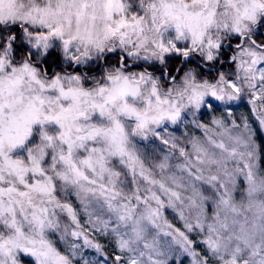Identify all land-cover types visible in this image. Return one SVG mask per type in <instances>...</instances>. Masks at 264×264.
<instances>
[{
	"label": "snow or ice",
	"instance_id": "6c2138e0",
	"mask_svg": "<svg viewBox=\"0 0 264 264\" xmlns=\"http://www.w3.org/2000/svg\"><path fill=\"white\" fill-rule=\"evenodd\" d=\"M245 98L264 0H0V264H264Z\"/></svg>",
	"mask_w": 264,
	"mask_h": 264
},
{
	"label": "rangeland",
	"instance_id": "374dc122",
	"mask_svg": "<svg viewBox=\"0 0 264 264\" xmlns=\"http://www.w3.org/2000/svg\"><path fill=\"white\" fill-rule=\"evenodd\" d=\"M225 106L221 105L217 109L216 112H208L205 111L202 116V123H209L213 119V117H221L223 115H226ZM231 112L232 115L230 117H227V119L235 120L237 124L242 125L243 118H248L249 127L252 131V138L256 147L257 151V158L260 164V167L262 170H264V126H261L259 122L255 119V117L252 114L251 111V105L248 104L247 98L243 99L242 101L234 102L231 105ZM169 131H172L177 136H182L184 133H188L189 135H196V136H202V131L199 129H196L193 125L189 124L187 126L182 125L178 129H172L170 128ZM148 145V150L151 151L153 145L145 142ZM166 217L169 219L170 222L174 223L177 227L182 226V222L179 221L178 218L175 217V215L171 212V210H168L165 213ZM99 241L103 244H108V240L104 238H99ZM109 251H112L111 246H109ZM86 254L89 257H94L95 253L93 250H86ZM180 259L183 260V264H191V258L190 257H181Z\"/></svg>",
	"mask_w": 264,
	"mask_h": 264
},
{
	"label": "trees",
	"instance_id": "16d2710c",
	"mask_svg": "<svg viewBox=\"0 0 264 264\" xmlns=\"http://www.w3.org/2000/svg\"><path fill=\"white\" fill-rule=\"evenodd\" d=\"M54 56H55V54H54ZM178 64H179V59L177 58L175 61H173V62L170 64V68H169V70L174 69Z\"/></svg>",
	"mask_w": 264,
	"mask_h": 264
}]
</instances>
